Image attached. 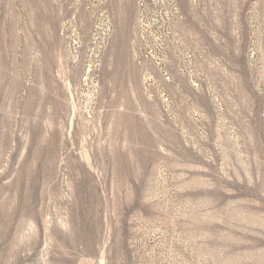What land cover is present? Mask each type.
Masks as SVG:
<instances>
[{
    "label": "rangeland",
    "instance_id": "1",
    "mask_svg": "<svg viewBox=\"0 0 264 264\" xmlns=\"http://www.w3.org/2000/svg\"><path fill=\"white\" fill-rule=\"evenodd\" d=\"M0 264H264V0H0Z\"/></svg>",
    "mask_w": 264,
    "mask_h": 264
}]
</instances>
